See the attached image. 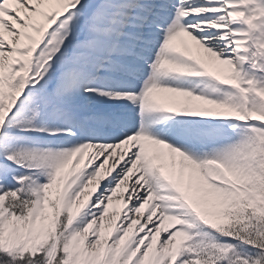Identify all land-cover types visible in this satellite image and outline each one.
Masks as SVG:
<instances>
[{"label":"snow or ice","instance_id":"snow-or-ice-1","mask_svg":"<svg viewBox=\"0 0 264 264\" xmlns=\"http://www.w3.org/2000/svg\"><path fill=\"white\" fill-rule=\"evenodd\" d=\"M0 264H264V0H0Z\"/></svg>","mask_w":264,"mask_h":264}]
</instances>
